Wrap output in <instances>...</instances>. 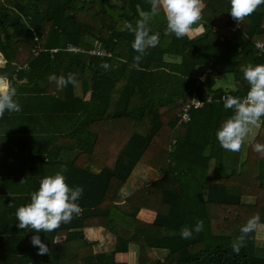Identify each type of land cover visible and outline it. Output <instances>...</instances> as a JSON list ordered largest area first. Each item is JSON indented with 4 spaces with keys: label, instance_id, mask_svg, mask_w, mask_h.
Wrapping results in <instances>:
<instances>
[{
    "label": "trees",
    "instance_id": "16d2710c",
    "mask_svg": "<svg viewBox=\"0 0 264 264\" xmlns=\"http://www.w3.org/2000/svg\"><path fill=\"white\" fill-rule=\"evenodd\" d=\"M204 4L203 19L181 39L165 34L163 14L154 17L151 29L159 33V43L136 68L134 35L125 24L135 26L140 13L150 10L149 0H0V77L33 89L47 81V89L54 82L49 77L74 74L76 82L64 86L62 101L66 112L79 115L70 135L80 149L74 159L89 155L98 169L86 160L68 164L66 182L83 187L78 201L83 211L54 232H40L49 248L43 255L38 246L21 244L27 229L17 227L15 212L27 197H10L6 187L13 181L1 180L0 264H60L52 246L61 233L66 241H80L81 264H118L114 254L132 246L137 264H264V239L253 232L238 240L241 226L254 214L264 223V156L251 147L264 144V125L238 153L225 151L215 136L232 115L221 93L244 97L249 86L241 68L264 64L255 48L258 41L264 44V5L246 19V27L232 31L230 0ZM70 45L83 51H70ZM91 49L106 54H91ZM228 75L233 87H217L216 80ZM84 79L88 100L74 92ZM193 93L213 101L179 123L176 114ZM139 163L161 176L143 194L121 201L114 188ZM141 207L155 211L151 223L136 218ZM198 220L203 231L181 238V231L193 229ZM88 223L114 235L113 250L92 253L82 232ZM233 245L240 246L239 253ZM161 250L163 260L156 253Z\"/></svg>",
    "mask_w": 264,
    "mask_h": 264
},
{
    "label": "clouds",
    "instance_id": "9594fccd",
    "mask_svg": "<svg viewBox=\"0 0 264 264\" xmlns=\"http://www.w3.org/2000/svg\"><path fill=\"white\" fill-rule=\"evenodd\" d=\"M150 10L142 11L140 19L135 26L125 24L126 30L133 33L132 48L137 53L133 57V67L139 68L140 61L147 55L150 48H155L159 43V33H153L151 21L154 17L163 14L166 21V35H174L177 39L188 36L193 31V26L203 19L205 8L204 0H149ZM264 0H230V15L240 26L248 17L254 14ZM101 67L108 69L109 65ZM244 81L249 88L244 97L227 95L222 97L223 106L231 110L232 115L226 118L217 128L215 136L219 145L225 150L238 153L245 145L249 134L254 129H260L264 125V64H248L241 68ZM58 88L75 83L74 74L67 78L49 77ZM17 89L11 81L0 77V119L5 112L19 113L22 108L15 99ZM253 150L264 156V144L253 143ZM21 180L20 182H22ZM83 195V187H70L62 172L45 176L39 182V187L30 195V202L16 209L15 217L19 229H31L39 233H51L60 228L62 224L71 223L78 217L83 209L78 201ZM203 221L198 220L193 229L185 228L180 235L183 239H191L193 232L203 231ZM264 230L259 214H254L241 226L239 241H243L250 233ZM58 243V241L54 242ZM31 244L38 246V254L49 252V248L40 240L38 235L31 237ZM233 251L239 253L240 246L233 245Z\"/></svg>",
    "mask_w": 264,
    "mask_h": 264
},
{
    "label": "crops",
    "instance_id": "0c3cea01",
    "mask_svg": "<svg viewBox=\"0 0 264 264\" xmlns=\"http://www.w3.org/2000/svg\"><path fill=\"white\" fill-rule=\"evenodd\" d=\"M241 27L247 26V20L242 22ZM3 63L2 55L0 64ZM200 72V70H199ZM6 81H8L5 78ZM225 82H230L232 79L225 77ZM17 89L16 100L21 105L22 110L19 113L5 112L4 117L0 119V181L4 179L12 180L13 183H8V192H12L10 197H27L24 198L25 205L30 202V195L39 187L36 180H41L45 176L54 175L57 172L68 178L69 163L75 161L76 154L80 149L76 147L77 138H71L70 135L73 129L78 125L76 119L77 114L66 112L62 103L65 92L64 87L58 88L53 82L46 89L47 81L41 86V89H33L26 87L22 82L13 81L12 84ZM82 85V88H81ZM75 87V95L82 96L83 100H88L90 90L87 87L86 79L82 84ZM256 135L248 137L245 144H248ZM80 157L75 163L84 162L93 171L98 169L95 167V160ZM154 172L155 168L144 166L140 168L136 175L141 178V172ZM147 174V173H145ZM151 177V180L145 182L143 187L136 188V183L133 186L126 187L125 183L117 185L114 188L115 194L120 196L121 201L130 198L139 193L143 194L150 183L158 179L161 175ZM130 178V177H129ZM128 178V179H129ZM23 180L22 182H20ZM143 182V181H142ZM7 182H3L5 184ZM140 198V196H139ZM20 205V204H19ZM155 211L141 207L137 212L136 218L140 221L151 223L155 219ZM84 239L92 246V253H101L111 251L114 248L115 237L107 229L88 223L87 227L82 228ZM38 235L41 240V234L25 230L22 246L31 247V237ZM256 239H264L258 230L254 232ZM52 252L58 253L61 259L60 264H81L82 258L79 252L80 241H66L63 233L54 238ZM160 260H163L166 252L161 250L156 251ZM174 255L168 256L169 260ZM17 260V259H15ZM114 261L118 264H137V249L130 247L128 252H116Z\"/></svg>",
    "mask_w": 264,
    "mask_h": 264
},
{
    "label": "built area",
    "instance_id": "2783aa9c",
    "mask_svg": "<svg viewBox=\"0 0 264 264\" xmlns=\"http://www.w3.org/2000/svg\"><path fill=\"white\" fill-rule=\"evenodd\" d=\"M239 28V26H237V24H235L234 26H232L230 29L232 31H236L237 29ZM255 48L262 54L264 55V44L262 42H256L255 43ZM68 50L70 51H83V49L79 48V47H76V46H68L67 47ZM57 49H51V52H56ZM89 53L91 54H97V55H101V54H106V51L103 50V49H91L89 50ZM209 71V70H208ZM205 78V73H202L200 76H199V79L200 80H203ZM227 95H230L228 92H223L221 93L220 95V101L222 97H225ZM213 99L212 97L208 96L205 98V100H200L199 98H197L196 94L193 93L189 102L186 103L185 105H183L180 110L178 111V113L176 114L177 118H178V121L179 123H183V122H188L190 121L191 119V116H190V112L193 110V109H199L203 106L204 103L206 102H212Z\"/></svg>",
    "mask_w": 264,
    "mask_h": 264
},
{
    "label": "rangeland",
    "instance_id": "374dc122",
    "mask_svg": "<svg viewBox=\"0 0 264 264\" xmlns=\"http://www.w3.org/2000/svg\"><path fill=\"white\" fill-rule=\"evenodd\" d=\"M215 37V36H214ZM225 77H222L221 79H217L216 80V86L217 87H222V88H225V89H231L232 87H233V84H232V81L230 80V82L228 83V82H225L223 79H224ZM228 78H230L231 79V76L230 75H228ZM258 130L259 129H254L250 134H249V137H251V136H253L254 135V133H255V131H256V134H257V132H258ZM251 135V136H250ZM256 136V135H255ZM254 136V137H255ZM174 138H175V133H171L170 134V136H169V147H171V145H172V143H173V141H174ZM144 167V165L143 164H141V163H139V164H137L136 166H135V168H134V170H133V172H132V174H131V176H130V178L129 179H127V182L125 183V186L126 187H129V186H133L134 185V183H136L135 185H136V188H142L143 187V184L145 183V182H148V181H150L151 180V177H154V176H157V174H156V172L157 173H159V171L156 169V171H155V173L154 172H145V171H147V170H144V172H141V174H143V176H144V178L142 177H140L139 175H136L137 174V172L139 171V169L140 168H143ZM145 173H147V174H145ZM143 181V182H142ZM262 235L264 234V230H258Z\"/></svg>",
    "mask_w": 264,
    "mask_h": 264
},
{
    "label": "water",
    "instance_id": "95a60500",
    "mask_svg": "<svg viewBox=\"0 0 264 264\" xmlns=\"http://www.w3.org/2000/svg\"><path fill=\"white\" fill-rule=\"evenodd\" d=\"M0 59H1V53H0Z\"/></svg>",
    "mask_w": 264,
    "mask_h": 264
}]
</instances>
